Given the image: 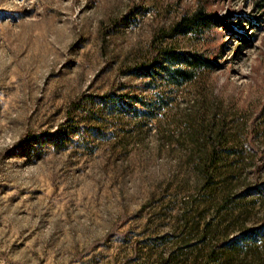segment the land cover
Returning <instances> with one entry per match:
<instances>
[{"label": "rangeland", "instance_id": "rangeland-1", "mask_svg": "<svg viewBox=\"0 0 264 264\" xmlns=\"http://www.w3.org/2000/svg\"><path fill=\"white\" fill-rule=\"evenodd\" d=\"M255 1L0 0V264H198L241 228L218 221L222 206L247 210L244 228L264 221ZM199 8L227 23L164 42L212 68L171 91L130 73ZM164 91L173 97L156 116L103 104ZM201 121L228 135L210 175Z\"/></svg>", "mask_w": 264, "mask_h": 264}, {"label": "trees", "instance_id": "trees-1", "mask_svg": "<svg viewBox=\"0 0 264 264\" xmlns=\"http://www.w3.org/2000/svg\"><path fill=\"white\" fill-rule=\"evenodd\" d=\"M255 5L264 12V0H256ZM223 23H227V21L202 8L192 14L183 15L170 28L153 39L149 55L140 64L132 67L129 70L130 73L140 77H150L153 83H158L157 87L161 83L163 87L166 85L168 91L196 79L199 74L212 68L215 62L201 53L184 52L164 41L189 34L197 35L206 31L207 28L223 25ZM164 93L167 96H134L130 105L127 104L128 98L123 96H106L103 97V104L112 111L125 112L136 103L139 107H134L132 110L135 115L156 116L172 100L173 96H169V92L164 91ZM199 125L198 128L193 129L194 133L197 132L201 135L196 141L198 148H202V151L199 152V164L203 174L210 175L219 171L218 164L227 151L228 135L225 131V124L219 129L205 125L203 121ZM207 136L213 138L211 148L205 141ZM229 203L231 204V202ZM229 205L222 206L224 210L226 208L228 210L220 213L218 221H224L228 226L241 228L232 237L223 240L219 246L210 248L204 259L198 264H264V221L255 228H244V222L248 217L247 210L235 214L228 208ZM208 225L210 226L211 223L205 225L203 238L208 232L213 231H210Z\"/></svg>", "mask_w": 264, "mask_h": 264}]
</instances>
